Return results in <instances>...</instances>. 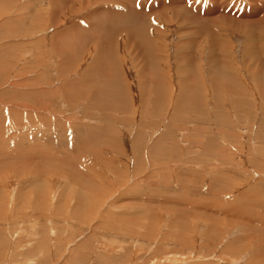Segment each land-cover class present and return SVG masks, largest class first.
<instances>
[{"label":"rangeland","instance_id":"rangeland-1","mask_svg":"<svg viewBox=\"0 0 264 264\" xmlns=\"http://www.w3.org/2000/svg\"><path fill=\"white\" fill-rule=\"evenodd\" d=\"M263 11L0 0V264H264Z\"/></svg>","mask_w":264,"mask_h":264},{"label":"bare ground","instance_id":"bare-ground-1","mask_svg":"<svg viewBox=\"0 0 264 264\" xmlns=\"http://www.w3.org/2000/svg\"><path fill=\"white\" fill-rule=\"evenodd\" d=\"M62 1H64V0H62ZM120 1V0H119ZM172 1V0H171ZM224 2V1H223ZM78 3V2H77ZM178 3V2H177ZM185 3V2H184ZM186 3H188V1H186ZM212 3V2H211ZM154 4V3H153ZM217 4H218V2H217ZM223 4V3H222ZM85 5V4H84ZM220 5V4H219ZM75 6V5H74ZM171 6V5H170ZM224 6H226V5H224ZM77 7V6H76ZM172 7V6H171ZM132 8V7H131ZM134 8V7H133ZM223 8V7H222ZM226 8V7H225ZM156 9V8H155ZM161 10H162V7L160 8ZM159 9V10H160ZM188 9V8H187ZM232 9V8H231ZM135 10V9H134ZM181 10V9H180ZM193 10V9H192ZM224 10V9H223ZM255 10V9H254ZM253 10V11H254ZM138 11V10H137ZM154 11V10H153ZM158 11V10H157ZM156 11V12H157ZM171 11V10H170ZM203 11V10H202ZM222 11V10H221ZM109 12V11H108ZM162 12V11H161ZM160 12V13H161ZM194 12H195V10H194ZM227 12V11H226ZM225 10H224V15H225ZM229 12V11H228ZM231 12H232V10H231ZM255 12V11H254ZM264 12V11H263ZM132 13H133V10H132ZM134 13H136V12H134ZM141 13V12H140ZM139 13V11H138V15L141 17V19H142V15L141 14H143V13H141L140 14ZM155 13V12H154ZM174 13V12H173ZM177 13V12H176ZM238 13V12H237ZM151 14V13H150ZM190 14V13H189ZM212 14V13H211ZM152 15H153V12H152ZM178 15V14H177ZM213 15V14H212ZM227 15V14H226ZM197 16V15H196ZM202 15H200V17H201ZM204 16V15H203ZM218 16V15H217ZM220 17H221V15H219ZM190 17V16H189ZM219 17V18H220ZM226 17V16H225ZM225 17H224V19H225ZM183 18H185L184 16H183ZM188 18V17H187ZM194 18V17H193ZM222 18V17H221ZM229 18V17H228ZM227 18V19H228ZM230 18H231V16H230ZM233 18V17H232ZM146 19V18H145ZM190 19H191V17H190ZM201 20L203 19V17L202 18H200ZM205 19V18H204ZM216 19V18H215ZM245 19V18H244ZM263 19H264V17H263ZM143 20V19H142ZM189 20V19H188ZM219 20H221V19H219ZM233 20V19H232ZM190 21V20H189ZM209 21V20H208ZM216 21V20H215ZM225 21V20H224ZM229 21H231V20H229ZM235 21H236V19H235ZM260 21V20H259ZM192 22V21H191ZM200 22V21H199ZM202 22V21H201ZM203 22H204V20H203ZM228 22V21H227ZM234 22V21H233ZM236 22H238V21H236ZM248 22H250V21H248ZM256 22V21H255ZM101 23H104V21H101ZM207 23V22H206ZM245 23V22H244ZM247 23V22H246ZM252 23H254V22H252ZM239 24V23H238ZM104 25V24H103ZM231 24H229V26H230ZM249 25V24H248ZM248 25H246V27L248 26ZM250 25H251V23H250ZM204 26H205V24H204ZM234 25L232 24V27H233ZM240 26V25H239ZM234 27H236V26H234ZM244 27V26H243ZM208 28V27H207ZM236 28H239V27H236ZM235 29V28H234ZM243 29V28H242ZM156 30V29H155ZM211 32V31H210ZM133 33V32H132ZM214 34V33H213ZM213 37V36H212ZM104 38V37H103ZM142 38V37H141ZM159 39V38H158ZM214 39V38H213ZM133 40V39H132ZM93 41V40H92ZM154 41V40H153ZM116 42V41H115ZM132 43V42H131ZM158 43V42H157ZM134 46V45H133ZM99 47H100V49H102V48H104L105 47V42H101L100 43V45H99ZM99 50V49H98ZM143 53H145V52H143ZM105 56V55H104ZM188 95V94H187Z\"/></svg>","mask_w":264,"mask_h":264},{"label":"crops","instance_id":"crops-1","mask_svg":"<svg viewBox=\"0 0 264 264\" xmlns=\"http://www.w3.org/2000/svg\"><path fill=\"white\" fill-rule=\"evenodd\" d=\"M107 40V39H106Z\"/></svg>","mask_w":264,"mask_h":264}]
</instances>
